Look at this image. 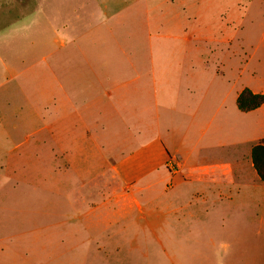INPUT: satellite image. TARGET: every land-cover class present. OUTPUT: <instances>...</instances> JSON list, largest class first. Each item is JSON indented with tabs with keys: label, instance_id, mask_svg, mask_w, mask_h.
Listing matches in <instances>:
<instances>
[{
	"label": "crops",
	"instance_id": "crops-1",
	"mask_svg": "<svg viewBox=\"0 0 264 264\" xmlns=\"http://www.w3.org/2000/svg\"><path fill=\"white\" fill-rule=\"evenodd\" d=\"M40 1L33 8V0H0V49L25 47L36 17L49 26ZM56 7V32L88 33L87 75L64 50L78 37L62 40L58 74L41 93L45 120L35 135H45L32 143L28 133L30 145L21 146L16 135L41 116L11 107L0 109V126L9 129L0 143H13L9 159L56 161L39 184L55 187L57 207L75 214L47 223L56 234L40 242L58 241L50 251L26 237L19 248L0 238V264H145L149 256L139 252L148 240L152 264H264V164L261 174L253 161L254 148L264 147V104L237 106L244 89L264 96L256 82L264 33L248 40L247 67L235 70L242 44L235 0H58ZM152 17L167 19L166 56L151 44L141 55L139 32L154 31Z\"/></svg>",
	"mask_w": 264,
	"mask_h": 264
},
{
	"label": "rangeland",
	"instance_id": "rangeland-1",
	"mask_svg": "<svg viewBox=\"0 0 264 264\" xmlns=\"http://www.w3.org/2000/svg\"><path fill=\"white\" fill-rule=\"evenodd\" d=\"M39 2L41 3L40 0H33V8H39ZM43 2L46 3V10L50 11L48 16L49 26L43 22V18H40L39 21V17H36L38 18V24L26 33L30 42L26 38L23 41L25 47L17 45L13 48L0 49V58L8 69V71H4L3 65L0 63V109L7 111L8 108L12 107L15 112L19 111L16 114L27 110L41 116L39 119L35 118L24 133L16 135L17 138L20 137L21 146L30 145L31 142L28 143L24 140L25 135L28 133H32L34 136L31 139L32 143L38 137L45 135V133L35 135L41 128V123L45 120L43 119L45 118V112L43 111L47 101L43 100L42 102V99H47V97L41 93L44 89H47L48 92L51 90V80H54V77L58 74L55 54L57 50H61L60 43L62 40L68 43L71 41L72 36H74L73 38L78 37L77 47L69 49L67 46L64 50L65 52L69 51V53L74 51V54L69 55H74L77 58V68L80 69L82 74L87 75L88 71L87 60L83 59L87 58V50L89 49L86 29L82 27L83 29H79L78 32L75 30L74 32H56V17L53 13L57 9L58 0H44ZM251 4H249V0H235V42L242 43L241 47L235 44V57L239 58L235 61V70L238 67L239 70L247 67L248 46L246 45L248 40L258 41L264 33V6L258 3ZM139 17L145 19L146 16ZM152 18H155L154 22L159 19L158 17ZM50 19L52 21L54 19V22ZM166 20L164 19L163 22L157 21L154 25V31L144 30L139 32L141 35L140 50L142 56H146L151 52L152 47L149 44L154 45V50L158 51L161 56H166L169 51L173 50V44L167 37L169 25ZM144 24L146 25V23ZM127 26L129 25L127 24ZM40 27L43 30L41 32H39ZM126 29H128L127 33H132L129 31L130 26ZM214 31L215 34H219L220 28L217 29L215 26ZM112 37L114 36L112 35ZM39 42L46 43V46H39ZM64 50L63 53H65ZM257 68H259L258 65ZM241 74L240 83H247L248 70L243 69ZM9 75L14 77L9 78ZM263 76L264 70L262 67L257 75L256 82L264 83ZM52 98L50 97L48 102ZM3 126H0V140H4L3 137L9 131L8 128ZM12 144L0 143V238H10L14 240V243L16 241L15 248H19L24 246V237H26V243H31L32 247L39 248L40 243H42V247L50 251L54 243L58 241L55 239L56 235H54L52 240L43 239L40 242L41 234H56L54 229L44 230L48 226L47 223L51 220L56 221L57 217L62 214L72 216L75 214V210L67 209L66 212H62V207H57L59 194L56 193V188L53 186L43 187L39 184V179H41L39 173L45 167H55L56 161L34 158L9 159L6 151L13 147ZM122 147L125 146L122 145ZM50 163L51 165H49ZM147 196L149 198L150 193ZM142 245L145 249H142L139 253L145 257L149 256L148 261L145 260V264H150L153 256V243L148 240L142 242ZM135 254L133 256L136 257L137 255L138 257V253ZM160 258L162 261V255H160Z\"/></svg>",
	"mask_w": 264,
	"mask_h": 264
},
{
	"label": "trees",
	"instance_id": "trees-1",
	"mask_svg": "<svg viewBox=\"0 0 264 264\" xmlns=\"http://www.w3.org/2000/svg\"><path fill=\"white\" fill-rule=\"evenodd\" d=\"M264 104V96L253 94L249 89H244L237 99L239 110L248 112L261 107ZM253 161L257 170L263 174L264 147L257 146L253 150Z\"/></svg>",
	"mask_w": 264,
	"mask_h": 264
}]
</instances>
